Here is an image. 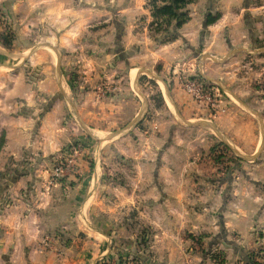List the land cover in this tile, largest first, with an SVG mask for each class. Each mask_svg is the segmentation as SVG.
Segmentation results:
<instances>
[{"label": "crops", "instance_id": "0c3cea01", "mask_svg": "<svg viewBox=\"0 0 264 264\" xmlns=\"http://www.w3.org/2000/svg\"><path fill=\"white\" fill-rule=\"evenodd\" d=\"M107 1L0 0V30L16 32L10 49L0 37V264H99L120 247L134 253L133 230L120 223L130 211L155 230L151 247L160 260L155 264H184L181 253L192 248L183 236L200 230L215 236L220 229L226 238H238L225 240H236L239 251L249 250L251 238L264 233L261 195L235 177L238 168L215 184L208 181L205 191L202 171L188 162L205 139L223 142L241 155L252 156L262 146L259 156H264V115L255 120L253 114H261L259 103L243 96L241 89L247 88L236 89L231 70L216 66L224 62L217 61L221 58L226 66L259 49L243 19L246 6L225 5L220 17L204 27L213 7L207 0L203 11L189 14L174 39L155 45L144 0ZM141 13L146 16L139 27ZM110 18L121 44L113 64L102 54L88 61L89 67L80 64L81 80L74 88L65 69L74 34L94 20L108 24ZM47 43L65 54L51 52L43 46ZM142 75L156 81L167 117L152 113L151 99L139 83ZM181 75L215 79L235 98L212 112L181 88ZM95 78L103 87L88 91L86 85ZM199 120L210 121V132L203 126L207 122ZM87 137L100 143L83 146L74 171L52 179L51 159L64 145L85 144ZM108 146L131 165L126 185L102 183L99 165L86 164L88 151L99 159ZM258 164L254 170L263 173L264 163ZM195 186L202 193L194 197ZM223 186L228 190L220 193ZM98 188H112L117 197L105 200ZM47 251H57V261ZM188 264L210 262L193 254Z\"/></svg>", "mask_w": 264, "mask_h": 264}, {"label": "rangeland", "instance_id": "374dc122", "mask_svg": "<svg viewBox=\"0 0 264 264\" xmlns=\"http://www.w3.org/2000/svg\"><path fill=\"white\" fill-rule=\"evenodd\" d=\"M144 9H148L151 15L150 11V0H144ZM122 2V0H121ZM230 3H238L241 6H246L244 10V16L243 19L248 24V30L249 34H254L257 36L256 43H253L251 40V37L248 35V41H249V48L251 47V43L257 45V51L254 53L248 52L245 54L241 59L237 58L236 61L232 62L231 64H227L224 66L226 62V58H221L217 61H224L220 65H216L221 67L220 70L223 72V68H227L231 70L233 79H234V86L237 90L241 88H247L241 89L245 91V94L243 96L246 98V96H249L250 100L259 103L260 105V112H257L254 114L255 120H261L262 115H264V0H211V5L213 7L210 10V14L212 16L215 15H221V9L224 8L225 5H229ZM107 4H112L111 0L107 1ZM207 4V0H194L190 3H187L185 5L184 10L188 13V19L189 14L193 11L199 12L200 10L205 9V5ZM106 5V4H105ZM243 11V10H241ZM106 13V12H105ZM146 15L144 13L138 14L136 17V20L139 22V27L143 26L144 17ZM218 17V18H219ZM217 18V19H218ZM153 21V17L151 16V21L149 24V34L151 35L152 42L157 45L161 43H167L171 40H166L167 33L170 30V26L162 31H155L154 28L152 29L151 23ZM102 21H96L94 20L88 27H83L80 29V31L76 34H74V43L71 45L70 49L67 51V57L69 59V63H66L65 69L69 74V82L71 85L76 86L80 84L81 76L79 70L85 65V67H89L91 64L87 66L88 61L93 60L96 58V56H100L102 54L104 56L105 62L108 63L109 66L113 64V60L115 59V55L113 56L114 52L119 50L120 47V35L118 34V28L116 26L112 25L111 18L109 19V22L107 24L106 22H103L104 24H101ZM142 22V23H141ZM203 26H205V21L203 23ZM2 35H6L5 38L6 41H8V38H10V45H5L2 43V45L7 49H10L13 47L12 43L14 41V36L16 35L15 29L12 28H3L0 30ZM248 34V33H247ZM80 38V40H79ZM95 40L100 41V43H97ZM35 47V45H33ZM33 46H30L28 50L33 48ZM45 47H50V51L54 52L53 50L58 51L61 54H65V49L58 50L57 45H49L44 44ZM59 54V53H58ZM216 61V59H214ZM83 66H81V65ZM158 64L155 65L154 69L157 67ZM213 63L211 65V68L216 67ZM210 71V69H209ZM216 74V71L213 72ZM186 76V75H185ZM236 77L238 79H236ZM108 79V78H107ZM106 79V80H107ZM95 80V81H94ZM92 82V84H87L86 89L90 91L89 89L98 90L100 86H102L101 78H95ZM105 80V79H104ZM215 80V79H212ZM212 80L208 83L213 86V88L218 89L220 92L222 98L220 101L225 103L226 101H231L232 98L231 95L227 94L223 89L221 90L217 85V82L214 83ZM139 83L142 87H144L145 91H147L149 98L151 99L152 103V113L155 111L160 112V116H166L168 111L164 106L163 98L161 93L157 90V83L154 79L147 77L145 75H142L139 79ZM230 83V82H229ZM179 85L181 86L180 82ZM96 86V87H95ZM103 87V86H102ZM76 88V87H74ZM182 88V87H181ZM93 91V90H92ZM233 100V99H232ZM220 105V103H219ZM256 105V104H255ZM258 106V105H257ZM218 110V108H217ZM216 110V111H217ZM213 111V112H216ZM152 115V114H151ZM198 122H207V125H203L204 129L209 131L213 127H208V124L210 123L209 120H199ZM257 127V126H256ZM253 128H255L253 126ZM88 138V137H87ZM199 141H201V138H199ZM205 146L201 147V151H197L196 154L193 155L192 158H188L191 160L192 164L197 166L202 172L201 174L204 176H199L200 180V186L205 190L207 189L208 181L214 182V184L219 181L222 177L227 175L229 172H233V168H238V171H236L235 177H240L241 180H247L249 183V187H252L254 191L258 193V196L261 195L264 201V169H262L263 173L257 171V169L253 168L255 165H259L258 163H264V156L261 157L260 154V147L259 150L254 153V155L250 154H244L241 155V153H235L232 151L227 145H225L223 142H217L213 139H205ZM73 142V141H72ZM3 143L2 137L0 138V146ZM77 144H80L81 146H86L93 143L94 147L100 143L95 141L91 138H88V144L83 142H76ZM224 144L226 148L220 147L217 150V146L219 144ZM264 143V142H263ZM69 147V148H68ZM70 147L68 144L64 145L60 151L57 153V155L54 157V159H51V166L50 171H52V167L55 164V161L57 157L61 155H65V153H68L70 151ZM90 147V145H89ZM84 149V148H83ZM101 150V149H100ZM102 151V150H101ZM81 153V152H80ZM79 153V154H80ZM105 153V154H104ZM78 154V155H79ZM93 153L91 151H88V156L86 157V164L89 168L91 167H98L100 168V178L102 183H110L111 185H117L124 184L126 185V182L128 183V176H129V168L131 165L129 164V161L126 158H119L117 155H115L113 149L108 146L107 150L104 151L103 156L100 153L98 154L99 159H94ZM86 155V154H85ZM260 158L259 162L257 158ZM77 160V159H76ZM185 162V161H184ZM242 165H246V168L244 171L241 167ZM261 165V164H260ZM240 168V169H239ZM49 171V173H50ZM189 179H193V177H189ZM259 181V182H258ZM207 183V184H206ZM215 187V186H214ZM213 187V188H214ZM249 187H247L249 189ZM255 187V188H254ZM100 189V190H99ZM98 188L97 195L102 196L105 200H111L113 197H117L115 195L116 192L112 190V188ZM220 189V193H225L228 188L223 186ZM194 197L198 195L199 193H202V191H199L200 189L198 186H195L193 189ZM222 191V192H221ZM260 194V195H259ZM118 195V193H117ZM264 203V202H263ZM185 206L187 204L185 203ZM191 206H193L191 204ZM264 207V206H263ZM153 208H156V205H153ZM137 210H135L136 212ZM122 213H126L127 209L122 210ZM199 213H195L196 216ZM124 214H122L123 216ZM127 215V214H126ZM188 215V214H187ZM138 213L137 215H131V211L129 212L127 218L123 219V222L120 221V223H125L127 226L129 225L130 229L133 230L132 235L133 240L135 241V251L134 253L130 252L128 253L127 250H125L124 247L117 248L115 252H113V255L110 256L111 258H108L111 264H145L144 260L141 259V257L144 258H150L153 264L156 262H159V258H157L158 252H155L153 248L151 247L153 245V241H155V230L153 226H143V224L139 221ZM218 234L213 236L211 234H207L204 232V230H200V233L193 234V233H186L184 235V239L188 242L192 250H186L185 252H182V256L184 257V264H188L191 259V255L197 254L199 256H204L210 264H264V233L261 235L255 234L251 238L252 240V246L249 248V250H246L245 252H241L237 249L235 246L236 240H233L234 242H228L230 240H225L226 236L222 233L220 229H218ZM206 233V235H205ZM212 239V240H211ZM226 239H238L237 237H234L232 234L227 236ZM177 240L181 242L180 237H177ZM222 240H225L226 242L223 243ZM45 247L49 245L48 240L45 239ZM48 244H47V243ZM219 243L223 244V246L219 247ZM230 245L228 246V244ZM47 244V245H46ZM137 245V246H136ZM228 246V247H227ZM224 248H227V251H225ZM233 248V249H232ZM48 252V251H47ZM49 253V252H48ZM55 261H57V257L59 256L57 251H53L49 253ZM156 258V259H155ZM154 259V261H153ZM196 261L195 259H193ZM105 259H102L99 261L101 264L105 263ZM107 262V264H108ZM98 263V262H97ZM99 263V264H100Z\"/></svg>", "mask_w": 264, "mask_h": 264}, {"label": "built area", "instance_id": "2783aa9c", "mask_svg": "<svg viewBox=\"0 0 264 264\" xmlns=\"http://www.w3.org/2000/svg\"><path fill=\"white\" fill-rule=\"evenodd\" d=\"M179 82L182 89L188 93L195 102L203 104L212 112L217 110L222 96L218 89L213 88L202 76L196 75L190 77L181 75ZM82 150L83 146L74 143L71 145L68 153L57 157L50 173L51 178L58 179L73 172L77 165V156ZM105 262L107 263V261Z\"/></svg>", "mask_w": 264, "mask_h": 264}, {"label": "trees", "instance_id": "16d2710c", "mask_svg": "<svg viewBox=\"0 0 264 264\" xmlns=\"http://www.w3.org/2000/svg\"><path fill=\"white\" fill-rule=\"evenodd\" d=\"M192 1L194 0H150V11L153 17L151 23L152 29L154 28L155 31H162L170 26V30L166 35V40L174 39L178 34L177 29L188 20V13L184 10L185 5ZM218 17L219 15H207L205 24L208 25L215 22ZM2 34L3 33H0L1 42L5 45H10V38L6 41V35ZM217 147V149L220 147L223 149L226 148L225 145L221 143ZM141 259H143V257H141Z\"/></svg>", "mask_w": 264, "mask_h": 264}, {"label": "water", "instance_id": "95a60500", "mask_svg": "<svg viewBox=\"0 0 264 264\" xmlns=\"http://www.w3.org/2000/svg\"><path fill=\"white\" fill-rule=\"evenodd\" d=\"M205 26H206V24H205Z\"/></svg>", "mask_w": 264, "mask_h": 264}]
</instances>
